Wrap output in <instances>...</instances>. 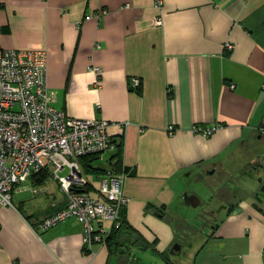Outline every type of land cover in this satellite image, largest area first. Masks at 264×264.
Wrapping results in <instances>:
<instances>
[{
  "label": "crops",
  "instance_id": "0c3cea01",
  "mask_svg": "<svg viewBox=\"0 0 264 264\" xmlns=\"http://www.w3.org/2000/svg\"><path fill=\"white\" fill-rule=\"evenodd\" d=\"M0 44L44 50L52 106L109 122L120 167L116 148L94 164L126 174L121 216L131 232L116 251H87L75 217L36 229L66 195L47 185L50 174L42 184L30 175L13 205H0V264H145L138 250L172 264L192 223L182 192L215 184L224 212L188 241L184 264H264V0H163L160 9L153 0H0ZM86 175L100 199L97 175Z\"/></svg>",
  "mask_w": 264,
  "mask_h": 264
},
{
  "label": "built area",
  "instance_id": "2783aa9c",
  "mask_svg": "<svg viewBox=\"0 0 264 264\" xmlns=\"http://www.w3.org/2000/svg\"><path fill=\"white\" fill-rule=\"evenodd\" d=\"M162 4L163 0H153L157 9ZM102 12L103 9H99L84 18H98ZM161 22V17L157 16L155 23ZM91 69L100 72L99 67ZM46 73L44 50L5 48L0 44V205L12 206L14 187L33 173L45 171L66 195V204L39 220L35 228L45 230L65 218L75 217L83 226V249L92 251L94 244L105 245L111 231L121 228L119 211L129 200L123 192L126 174L112 167L98 174L100 199L85 190L90 180L82 171L79 158L100 157L115 148L107 133L109 122L71 117L53 107ZM139 84L138 77L131 78L132 88ZM216 129V125L198 127L204 135ZM261 132L264 133V128ZM96 220L109 221V226L103 227L100 222L94 226ZM260 254L264 259V247Z\"/></svg>",
  "mask_w": 264,
  "mask_h": 264
},
{
  "label": "rangeland",
  "instance_id": "374dc122",
  "mask_svg": "<svg viewBox=\"0 0 264 264\" xmlns=\"http://www.w3.org/2000/svg\"><path fill=\"white\" fill-rule=\"evenodd\" d=\"M262 153V151H261ZM105 154V153H103ZM259 154V153H258ZM260 160L263 159V155L260 156ZM66 172L63 171L64 174ZM93 182H96L95 177L92 178ZM205 181V180H204ZM54 185L57 184V181L54 178H50L48 180L47 185ZM58 185V184H57ZM217 184H215L216 186ZM212 185L210 188H204L201 186H190L191 190L195 194L198 195V197L201 200V204L197 207H187L183 206L184 209H188L190 211V217H192V223L189 228H183L181 233H179V239L178 242H180V245H182V248L179 252H175L173 254H170V261L174 264H184L187 258V253L189 251V240L190 242H193V240H196L197 238H203V230L206 229V235L210 233L212 230V226L220 221V218L222 216V213L224 212V203L219 199V196L217 195V188ZM214 187V188H213ZM59 188V187H58ZM189 188V189H190ZM60 189V188H59ZM30 190V189H29ZM32 191V190H31ZM63 195H65L63 192H61ZM177 243V242H176ZM139 256L142 258V262L145 264L148 263H154V264H160L161 261L159 258L153 257L149 252L144 253L142 251L138 250ZM151 255V256H150Z\"/></svg>",
  "mask_w": 264,
  "mask_h": 264
},
{
  "label": "trees",
  "instance_id": "16d2710c",
  "mask_svg": "<svg viewBox=\"0 0 264 264\" xmlns=\"http://www.w3.org/2000/svg\"><path fill=\"white\" fill-rule=\"evenodd\" d=\"M115 148H116V152L115 154H113V156L111 157L112 159H115L116 162L112 165L115 166L116 169H118L120 167V162H119V156H120V145L115 144ZM98 156L96 155H85L79 158V162L81 164V168L82 171L85 174H93V175H98L103 173L106 169H103L101 167H99L98 165L96 166L94 163L97 160ZM32 177H38V182L39 183H43L45 182V180L49 177L47 172H38V173H33ZM91 185L89 184V186L85 187V190L89 191ZM123 208V207H122ZM122 208L119 211V217H120V221H121V228H117V229H113L111 231V234L109 236V239L106 243V245L111 248L113 251L117 250V246L118 244H121L123 239L127 236L130 235V228L127 225L126 222L123 221L122 216H121V212H122ZM173 264V263H172Z\"/></svg>",
  "mask_w": 264,
  "mask_h": 264
},
{
  "label": "water",
  "instance_id": "95a60500",
  "mask_svg": "<svg viewBox=\"0 0 264 264\" xmlns=\"http://www.w3.org/2000/svg\"><path fill=\"white\" fill-rule=\"evenodd\" d=\"M182 197H183V201L186 203V204H189L193 207L197 206L198 204H200V200H199V197L195 194H187L186 191H183L182 192ZM180 248V245L179 244H175L172 246L171 248V252H175V251H178V249Z\"/></svg>",
  "mask_w": 264,
  "mask_h": 264
},
{
  "label": "flooded vegetation",
  "instance_id": "af4514ba",
  "mask_svg": "<svg viewBox=\"0 0 264 264\" xmlns=\"http://www.w3.org/2000/svg\"><path fill=\"white\" fill-rule=\"evenodd\" d=\"M261 164H257V163H255V165L254 164H250V167H249V170H251L250 172H252V171H258V170H260L259 169V166H260Z\"/></svg>",
  "mask_w": 264,
  "mask_h": 264
}]
</instances>
